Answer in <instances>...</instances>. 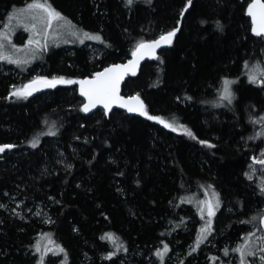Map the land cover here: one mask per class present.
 Here are the masks:
<instances>
[{
	"label": "trees",
	"instance_id": "obj_1",
	"mask_svg": "<svg viewBox=\"0 0 264 264\" xmlns=\"http://www.w3.org/2000/svg\"><path fill=\"white\" fill-rule=\"evenodd\" d=\"M33 1L0 0V24ZM40 1L96 34L87 42L99 49H51L24 76L38 69L63 80L33 97L14 94L15 77L0 70V144L14 145L0 156V264H35L42 235L67 264H147L159 245L168 248L162 264L233 260L234 247L262 231L264 214V192L245 174L255 151L244 143L246 112L264 110V81L246 75L262 61L252 0ZM173 30L171 45L122 84L123 95L142 99V115L83 113L78 79ZM223 79L232 81L226 105L216 104ZM204 188L220 206L194 248L201 218L193 199Z\"/></svg>",
	"mask_w": 264,
	"mask_h": 264
},
{
	"label": "rangeland",
	"instance_id": "obj_2",
	"mask_svg": "<svg viewBox=\"0 0 264 264\" xmlns=\"http://www.w3.org/2000/svg\"><path fill=\"white\" fill-rule=\"evenodd\" d=\"M97 37L96 34L86 33L65 16L51 10L49 5L43 1L35 0L26 3L9 11L4 22L0 24V70L6 73L11 72L15 77V82L12 84L13 93L19 97L26 96L23 92L24 85L33 79L63 80L56 76H43L38 69L27 77L24 76V72L34 64L41 63L51 49L60 45L84 43L94 53L99 49L98 45L93 43ZM261 55V67L264 69V37ZM261 67L258 65H253L249 69L247 67L248 79L255 83L264 81V70ZM66 82L72 83L71 80H66ZM231 83L230 79H223L220 82L219 100L216 104L230 103ZM246 121L251 126V132L244 138V143L245 145L251 143L255 151L245 174L264 192V110L248 108ZM193 203L201 218L193 245L196 248L205 242L211 232L214 215L220 206V199L214 189L204 188L202 195L195 197ZM36 209L35 215L46 217L40 207ZM44 236H40L35 244V264H50V262L67 264L61 247L49 237ZM167 250L165 245H159L154 256L148 258L149 263L147 264H162ZM234 250L233 260L229 257L222 259L220 255L213 254L209 264H264V232L258 231L244 238L234 247ZM222 253L224 254V251ZM49 255L54 257L50 258Z\"/></svg>",
	"mask_w": 264,
	"mask_h": 264
},
{
	"label": "water",
	"instance_id": "obj_3",
	"mask_svg": "<svg viewBox=\"0 0 264 264\" xmlns=\"http://www.w3.org/2000/svg\"><path fill=\"white\" fill-rule=\"evenodd\" d=\"M252 32L264 37V2L252 0L247 8ZM176 30L165 33L153 40L139 44L130 57L124 61L112 63L96 71L92 76L78 79L76 91L82 99L83 113L90 114L98 109L109 112L113 109L130 115L139 116L144 113V103L136 95H123L122 84L128 76L134 75L140 66L148 60L154 59L162 50L168 48L175 36ZM60 81L47 79H33L24 85L23 92L28 97L53 89ZM14 145L0 144V156ZM259 226L264 232V214L259 217Z\"/></svg>",
	"mask_w": 264,
	"mask_h": 264
}]
</instances>
